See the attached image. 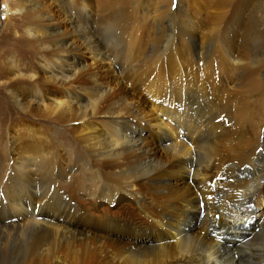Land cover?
<instances>
[{"label":"bare ground","instance_id":"bare-ground-1","mask_svg":"<svg viewBox=\"0 0 264 264\" xmlns=\"http://www.w3.org/2000/svg\"><path fill=\"white\" fill-rule=\"evenodd\" d=\"M74 2L55 0L73 36L58 23L27 31L19 39L39 70L0 92L10 86L19 121L48 99L57 121L85 127L99 168L71 178L42 133L12 134L0 156V264H264V132L228 94L261 91L264 0H218L221 15L242 18L214 13L206 26L182 21L180 1L176 31L152 37L125 33L123 7L97 28L92 4Z\"/></svg>","mask_w":264,"mask_h":264},{"label":"rangeland","instance_id":"rangeland-1","mask_svg":"<svg viewBox=\"0 0 264 264\" xmlns=\"http://www.w3.org/2000/svg\"><path fill=\"white\" fill-rule=\"evenodd\" d=\"M16 1L17 0H0V85L7 82L11 86V79L15 77V75H18V73H29L22 70L27 68V66L32 67L33 72L39 70V61L36 57L30 56L29 54L32 45H25L23 40L19 39L20 37H25L27 31L34 30L36 33H40V30L42 31V29H45L48 26H54V23H58L60 29L57 35H59V37L73 36V29L69 27L66 15L58 8V6H56L55 0H34L39 3L35 4V7L32 5L30 6V4L27 3V0ZM87 1L88 4H92L89 9V13L93 16V18L96 17L97 20L99 18V21L93 24V26L97 28L100 27V24L106 19V17H113L115 10L119 11L121 7L125 8V10L128 11V19H126L124 23V29L128 36L142 35L152 37L158 36V34L162 35L163 32L166 34V32L168 33L169 31H176V28L170 24L173 22L177 23V21H173V19H176L172 16L174 11L177 10L180 1L182 4L180 5V8L186 11V14L184 13L186 16H182L183 18L180 16V19L185 22H190L191 25L197 21V23L202 26H206L208 24L207 20H211L214 13H220L221 15L223 11L225 12V9L223 10L216 6V2L218 0ZM232 1L239 2L241 0ZM82 2L83 0H75L74 3L76 5L73 6L79 8L78 6H81ZM235 10L236 13H225L221 16H223V18L230 17L232 20L235 18H242V14L239 11L240 9L238 10V8H236ZM179 15L180 14H178V17ZM184 18L190 20L186 21ZM11 59L15 60V64L18 69H12V67L9 66L6 70H4L6 60L9 61ZM257 59H264V55L258 57ZM261 70L262 71L259 70L258 72L260 73V76L257 75L259 80L261 79L260 84L262 83L261 91L257 93L258 96L254 95L255 92H249L245 88H238L237 85H232L228 91L229 95L232 94L231 96L233 98L236 97V103L245 106V108L249 107L248 109L250 111L254 110L253 114L249 113L251 114L250 118L254 120L256 124H260V130L254 129L255 124L248 118L251 125L254 127V132H264V67ZM40 73L42 72H39V75ZM15 80L16 82H22L17 78H15ZM8 84L4 85L0 92V117L5 118V120L0 118V144L2 145L0 146V156L9 154L10 150L6 145V142H11V135L15 132H40L44 135L40 141L42 142L43 147L52 153L60 152L59 154L62 156L61 164H65L66 168L74 167L73 169L76 172L71 178H78L80 176L90 178L92 176L90 172L92 170V166L94 165L92 171L99 168V165L95 162V160L90 159L87 156V153H89L91 148L92 140H94L93 135L86 132L85 127L82 128L80 124L69 122L66 119H59V121H57L59 111L53 112L52 103L48 101V99H45L39 106H33L37 113L32 112V117H24L19 121L20 118L17 115H21V110L9 98L8 89L10 86ZM59 92L60 90L54 93L53 97L60 99V96H58ZM141 102L144 104L143 106L147 108L146 103L149 101L146 96L142 97ZM232 120V118L229 121L224 118L225 126L233 127L234 125L231 124ZM28 124L34 125V128H30ZM97 127L99 130L102 128V126ZM73 129L75 130L73 131ZM45 136L48 137V143H46L44 139ZM60 136L63 140H60ZM80 160L89 161L90 168L77 167V163H79ZM65 183L66 182H63L61 185H64ZM91 206L92 202L89 203L87 201L86 208H90ZM217 216L218 215H216V218H218ZM23 256V254H20L14 262L16 263L21 261Z\"/></svg>","mask_w":264,"mask_h":264},{"label":"snow or ice","instance_id":"snow-or-ice-1","mask_svg":"<svg viewBox=\"0 0 264 264\" xmlns=\"http://www.w3.org/2000/svg\"><path fill=\"white\" fill-rule=\"evenodd\" d=\"M209 199H212V197H209Z\"/></svg>","mask_w":264,"mask_h":264}]
</instances>
